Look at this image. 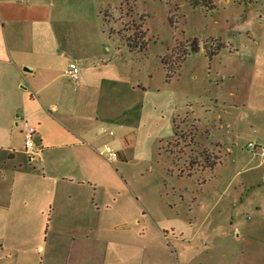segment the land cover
Wrapping results in <instances>:
<instances>
[{
  "label": "crops",
  "instance_id": "1",
  "mask_svg": "<svg viewBox=\"0 0 264 264\" xmlns=\"http://www.w3.org/2000/svg\"><path fill=\"white\" fill-rule=\"evenodd\" d=\"M115 5L0 0V264H264L255 258L254 243L264 240V170L241 178L234 192L240 207L253 198L257 217L244 226L243 211L231 216L235 244L214 241V232L227 238L228 231L205 229L208 217L199 224L197 209H180L187 195L170 193L166 147L182 136L192 150L200 140L220 150L228 132H207L209 124L180 107L172 85L181 68L167 80L161 56L164 75L149 87L144 82L154 83V76L135 67L149 45L132 52L108 44L100 29ZM260 45L251 80L240 86L225 78L226 89L211 102L248 101L264 112V99L258 103L249 91L264 78ZM198 48L196 55L204 54ZM72 64L79 69L76 82L65 75ZM187 120L198 128L183 129ZM25 122L42 148L33 159L24 149ZM107 147L118 151L116 161L103 155ZM186 164L192 178L195 166ZM196 201L193 196L194 207ZM229 249L247 258H222L219 252Z\"/></svg>",
  "mask_w": 264,
  "mask_h": 264
},
{
  "label": "rangeland",
  "instance_id": "2",
  "mask_svg": "<svg viewBox=\"0 0 264 264\" xmlns=\"http://www.w3.org/2000/svg\"><path fill=\"white\" fill-rule=\"evenodd\" d=\"M111 1L117 5L106 13L109 20L102 21L100 32L106 34L108 44L114 49L124 48L119 32L132 33V27H140L146 32L148 51L139 59L142 64L134 65L144 75L149 73L154 76V83L145 80V85L153 87L156 80L163 77L161 56L168 64L167 67L174 69L177 65L174 63L173 50L187 45L191 49L193 43L204 50V54L186 57L181 66L180 77L174 81L172 88L184 112L194 113L202 124H209L206 127L207 132H228L225 135L227 140L223 142V149L220 150L214 142L200 140L193 149V154L194 151L183 143L182 136L177 137L171 146L166 147L168 152L164 153L165 171L169 172L165 173V177L170 193L187 195L188 200L179 206L181 210L197 209L199 224L208 217L204 224L205 229L218 225L228 231L227 238L214 232V241L235 244L236 239L232 238L235 228L231 226V216L239 215L238 212L243 211L241 224L244 226L253 225L257 219L255 205H250L253 198L248 200L245 197L244 204L240 207V198L234 199L233 195L235 190L241 188V178L257 175L264 170V159L248 148L250 143L264 147V112L248 107V101L243 104L237 101L236 106H225L223 102H211L210 98L217 96L220 88L226 89L225 78H230V83L240 86L249 78L251 80L252 56L259 49V42L264 54V0ZM226 22L229 24L228 30ZM232 48L238 50V54L231 55L229 50ZM212 55L217 56L212 58ZM261 83L249 90L251 97L258 103L264 99V78ZM192 126L198 128L191 120H187L182 128L192 129ZM113 151L119 157L118 151ZM156 152L159 153L157 148ZM219 154L223 155L222 158H219ZM157 158L155 154L154 162H157ZM216 159L214 168L204 170L207 162L212 164ZM187 161L195 166L192 178L188 174L190 168L185 167ZM183 167L185 173L183 179L179 180L178 169L184 170ZM193 196L197 198L195 207ZM239 233L242 237L240 230L235 235ZM254 243L255 258L263 261L264 240ZM219 254L227 260H237L244 256L240 249H229L227 253L221 250ZM244 257L247 258V254Z\"/></svg>",
  "mask_w": 264,
  "mask_h": 264
},
{
  "label": "trees",
  "instance_id": "3",
  "mask_svg": "<svg viewBox=\"0 0 264 264\" xmlns=\"http://www.w3.org/2000/svg\"><path fill=\"white\" fill-rule=\"evenodd\" d=\"M132 33L124 32L123 34L119 32V36L121 39V42L124 44V46L127 47L132 52H142L146 50V48L149 45V41L147 40V34L145 31H143L140 27H132L131 28ZM191 49H189V45L187 46H181L179 50H173L172 53H174V59H175V68L170 69L167 67L168 64L165 62V68H166V74H167V80L173 79L178 71L180 70L181 66L184 64L186 57L197 54L198 53V45L196 43L191 44ZM216 56V55H212Z\"/></svg>",
  "mask_w": 264,
  "mask_h": 264
},
{
  "label": "built area",
  "instance_id": "4",
  "mask_svg": "<svg viewBox=\"0 0 264 264\" xmlns=\"http://www.w3.org/2000/svg\"><path fill=\"white\" fill-rule=\"evenodd\" d=\"M65 75L68 77V79H70L73 82L78 81L79 79L78 67L75 64L70 65L69 68L66 70ZM36 134H37L36 129L28 122H25L24 130H23L24 149H25V153L29 156L30 159H33L42 152V148L38 146L35 142ZM248 148L257 156L264 159V147L254 143H250L248 145ZM103 155L106 157V159L109 162H113L117 158V154L111 148L108 147L105 148Z\"/></svg>",
  "mask_w": 264,
  "mask_h": 264
}]
</instances>
